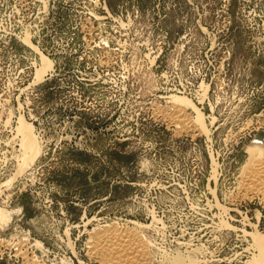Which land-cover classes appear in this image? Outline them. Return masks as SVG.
<instances>
[{"label":"rangeland","instance_id":"rangeland-1","mask_svg":"<svg viewBox=\"0 0 264 264\" xmlns=\"http://www.w3.org/2000/svg\"><path fill=\"white\" fill-rule=\"evenodd\" d=\"M261 130L264 0H0V264H259Z\"/></svg>","mask_w":264,"mask_h":264},{"label":"bare ground","instance_id":"bare-ground-1","mask_svg":"<svg viewBox=\"0 0 264 264\" xmlns=\"http://www.w3.org/2000/svg\"><path fill=\"white\" fill-rule=\"evenodd\" d=\"M42 61H45V60L42 59ZM44 63H46V62H44ZM46 65H47V63H46ZM170 102H171V104L180 103V104H182V108L189 106L187 104V102L184 101L183 99H178V98H174V97L171 99ZM176 105H178V104H176ZM173 106H175V105H173ZM179 107L180 108L175 107L177 109L174 108L173 114L175 116H176V114L180 115V116H185V114L181 110L182 109L181 106H179ZM200 116L201 115H199V118H200ZM199 118L197 120L200 123ZM261 131L264 133L263 130H261ZM28 133H29V131H28ZM20 142H21V154H20L21 160L19 159L20 164L17 167L19 171H21V169L23 170L24 166L28 167L27 164H30L29 162L32 163V159H34L37 156V154L39 153L38 144L35 141H33L30 137L29 138H26V137L22 138V140ZM250 146H251V148L255 147L256 149L260 146H264V137L255 136V134H254L252 136ZM255 148H254V150H255ZM254 150L252 149V151H254ZM250 166L251 167L248 166L249 168L247 170H245V172H244V176H243V181H244L243 183L244 184L243 185L246 188L256 187L254 189H256V190L261 189L262 193H263L262 195H264V155L263 156H256L254 163L253 164L251 163ZM19 171H18V173H19ZM7 213L8 212H5V211L0 209V226L2 224H5L7 222V220L9 219V216L7 215ZM134 232L132 230L126 232V231H124V229L122 231L119 229L117 230L115 228L104 229L99 234L94 236L93 240L91 239L92 241L90 240L91 242H93V249L92 248L91 249L95 252V254L100 253V255H102L103 257L105 256L104 254H106V255L108 254L107 253L108 250L114 249L118 255H114V253H112V255H114L113 257L115 260H112V259L110 260L108 258L109 260L107 261V259H105L108 262V264H140L142 262L144 263L145 260L143 257V252H144L143 247L145 245L144 246L142 245L141 241L139 240L141 237L138 238L137 234ZM257 238L258 237H256V236L254 237L255 244H256L258 251H259L258 252L259 256L257 257V258H259L258 262H259V264H264V241L257 239ZM144 241H145V239H144ZM145 243H147V242H145ZM146 247H147V245H146ZM145 249H147V248H145ZM92 254H93V252H92ZM112 255H110V256H112ZM102 256H99V257H102ZM115 256H116V258H115ZM103 257L101 258V260L103 259ZM107 257H105V258H107Z\"/></svg>","mask_w":264,"mask_h":264},{"label":"water","instance_id":"water-1","mask_svg":"<svg viewBox=\"0 0 264 264\" xmlns=\"http://www.w3.org/2000/svg\"><path fill=\"white\" fill-rule=\"evenodd\" d=\"M255 136H261V137H264V133L262 131H259L255 134Z\"/></svg>","mask_w":264,"mask_h":264},{"label":"built area","instance_id":"built-area-1","mask_svg":"<svg viewBox=\"0 0 264 264\" xmlns=\"http://www.w3.org/2000/svg\"><path fill=\"white\" fill-rule=\"evenodd\" d=\"M199 87V86H198Z\"/></svg>","mask_w":264,"mask_h":264}]
</instances>
